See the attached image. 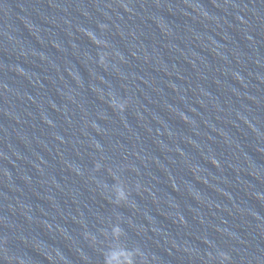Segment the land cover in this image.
I'll return each instance as SVG.
<instances>
[{"label":"water","instance_id":"water-1","mask_svg":"<svg viewBox=\"0 0 264 264\" xmlns=\"http://www.w3.org/2000/svg\"><path fill=\"white\" fill-rule=\"evenodd\" d=\"M98 1L184 264H264V0Z\"/></svg>","mask_w":264,"mask_h":264},{"label":"clouds","instance_id":"clouds-1","mask_svg":"<svg viewBox=\"0 0 264 264\" xmlns=\"http://www.w3.org/2000/svg\"><path fill=\"white\" fill-rule=\"evenodd\" d=\"M90 35V34H89ZM103 62V58L101 59ZM116 107L117 105H113ZM120 110H123L124 105H118ZM99 167V165H97ZM115 191V202L120 204L121 202L127 201V194L122 185H117ZM108 236L107 233H105ZM124 235L122 229L119 226H114L111 229L110 238L112 243L109 245L107 251L103 254L104 264H137L136 257L139 255L138 252L127 250L121 243V238ZM227 257H224L226 259Z\"/></svg>","mask_w":264,"mask_h":264}]
</instances>
